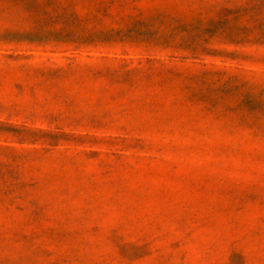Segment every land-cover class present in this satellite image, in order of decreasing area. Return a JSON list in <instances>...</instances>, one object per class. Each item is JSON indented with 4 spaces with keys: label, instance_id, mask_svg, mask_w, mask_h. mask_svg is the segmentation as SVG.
<instances>
[{
    "label": "rangeland",
    "instance_id": "1",
    "mask_svg": "<svg viewBox=\"0 0 264 264\" xmlns=\"http://www.w3.org/2000/svg\"><path fill=\"white\" fill-rule=\"evenodd\" d=\"M0 264H264V0H0Z\"/></svg>",
    "mask_w": 264,
    "mask_h": 264
}]
</instances>
